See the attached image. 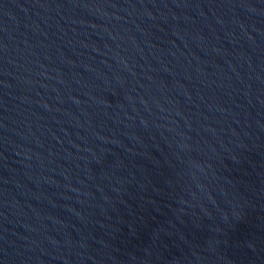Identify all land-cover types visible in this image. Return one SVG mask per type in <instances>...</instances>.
I'll list each match as a JSON object with an SVG mask.
<instances>
[{"label":"water","instance_id":"water-1","mask_svg":"<svg viewBox=\"0 0 264 264\" xmlns=\"http://www.w3.org/2000/svg\"><path fill=\"white\" fill-rule=\"evenodd\" d=\"M0 264H264V0H0Z\"/></svg>","mask_w":264,"mask_h":264}]
</instances>
